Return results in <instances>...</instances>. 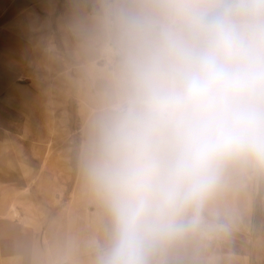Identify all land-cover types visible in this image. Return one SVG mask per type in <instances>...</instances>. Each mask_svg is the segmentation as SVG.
<instances>
[{
    "label": "clouds",
    "instance_id": "obj_1",
    "mask_svg": "<svg viewBox=\"0 0 264 264\" xmlns=\"http://www.w3.org/2000/svg\"><path fill=\"white\" fill-rule=\"evenodd\" d=\"M89 183L110 228L97 264H156L227 165L264 166V0H142Z\"/></svg>",
    "mask_w": 264,
    "mask_h": 264
},
{
    "label": "crops",
    "instance_id": "obj_2",
    "mask_svg": "<svg viewBox=\"0 0 264 264\" xmlns=\"http://www.w3.org/2000/svg\"><path fill=\"white\" fill-rule=\"evenodd\" d=\"M141 2H114L117 28L114 39L120 55L116 61L115 74L109 69L100 73L106 76L110 87L116 92V102H119L123 88V59L130 17ZM0 22H3L0 24V115L8 112L4 110L7 104H12L17 125L24 127V133L29 134L31 139L30 144L17 147L24 156L13 159L15 162L19 160L15 165L28 167L24 169L28 173V181L45 182L43 187L36 186L29 197H25L29 192L27 188L22 195H10L7 191L21 189L20 180L16 184L13 174H0V215H11V206L18 201V212L12 216L20 214L30 222L32 226L24 229L46 230L41 253L36 250L34 236L31 237L35 248L31 256L35 259L39 253L41 257H51L54 246H61L63 252L71 254L73 258L66 263L97 264L99 253L108 241L110 221L107 209L87 179L85 166L88 159L69 158L58 152L60 149L55 145V156L50 159L37 157L38 150L45 147L46 151L44 136L55 142V133L44 134L55 127L46 108L48 91H41L38 87L52 84L47 78L49 74L45 72L44 75L38 70L43 68L40 66L51 68L53 59L52 56L42 59L37 54L84 53L86 47H93L96 41L99 42L103 19L91 14L90 4L85 0H0ZM112 35L108 30L107 36ZM22 55L31 57L23 61ZM81 62L76 63L80 65ZM93 64L88 62L76 77L66 78V86L77 88L82 111L87 107L86 101L93 109H99L100 113L94 116L96 125V118L103 115L105 99L99 93L90 92L97 73V67ZM17 77L19 82L15 80ZM25 77L30 78L29 82H20ZM65 112L68 113L67 108ZM91 146L93 148V143ZM5 161L0 158V166ZM238 167L240 170L244 168L242 163ZM251 167L247 173L237 171L229 175L226 166L219 185L199 209L203 214L224 221L228 229L225 233L227 236L206 244L186 230L163 246L155 258L156 264H246L243 241L252 229L249 223L254 190L251 182L254 184L255 177L251 174ZM74 175L76 183L71 184L70 177L72 180ZM24 180L27 181V178ZM86 182L89 184L86 185ZM230 191L234 201L231 200ZM19 225L18 219L0 220V262L4 264H19L24 260L22 236L17 232L23 228ZM12 228L16 232L6 234ZM55 234L61 236L60 244L55 245L52 241ZM35 259L30 263L37 264L39 259Z\"/></svg>",
    "mask_w": 264,
    "mask_h": 264
},
{
    "label": "rangeland",
    "instance_id": "obj_3",
    "mask_svg": "<svg viewBox=\"0 0 264 264\" xmlns=\"http://www.w3.org/2000/svg\"><path fill=\"white\" fill-rule=\"evenodd\" d=\"M85 1L90 4L91 14L98 15L103 19L99 42L96 41L97 43L95 42L96 45L93 47H86L84 53H70L69 55H50L42 53L37 54V56L42 59L46 58V56H52L51 59H53L51 61V68L40 66V68H43L38 70V72L44 75L45 72H47L49 74V77L47 78H49V81H51L52 83L48 86L38 87L41 91H48V102L46 103V108L49 112L48 115L58 132L54 135L55 142H53L52 144L53 150L55 145L56 148L60 149V151L58 150V152L64 153V155L68 156L69 158L83 157L88 159L92 151L91 144L94 141V138H92L94 137L95 133L94 127L96 128L100 118L118 103L115 100L116 92L112 90V88L110 87V82L107 80L106 76L100 73V71L103 72V70L109 69L115 74L116 61L120 53L117 49V42L114 39V33L117 29L115 27L116 17L114 11V2L116 0ZM2 23L3 22H0V24ZM108 30L113 33L112 37L107 36ZM28 56L22 55V60H29L31 55ZM80 61H82V64L79 65L76 63ZM86 62L94 63L93 65L97 67V73L94 77V82H92L93 84L90 86V92L94 94L99 93L100 95L104 96L105 99V105L102 108L104 110L102 111L103 115H99L96 118L97 123L94 127H91L88 122L92 120L94 124V116H96V114L99 112V109H94L92 112V116L89 115L86 109L82 111L81 104L76 94L77 88H68V86H66V78L70 76L76 77L78 72L81 73V68L82 66H85L87 64ZM71 79L72 78H70V80ZM15 80L19 82L20 79L19 77H17ZM29 80V77H25L21 78L20 82L25 83L29 82ZM59 92L60 94H58ZM62 93L64 94L61 95ZM85 103L89 104L87 101ZM12 108V104H7V108L4 107V110H7L8 112L6 111V114L0 115V158L6 159V161L3 162L5 164L3 166H0V174H5L7 176L13 174L14 179L16 180V184L18 183V180H20L19 184L21 189L15 191H7L10 195H13V193L22 195V192H24L25 188H27L29 192L25 194V197H29L36 186L43 187L45 185V182L41 180L39 182H37V180H34L33 182L28 181V173L26 170H24L28 167L20 166L19 164L15 165V163H19V160L15 162L13 159L24 156L23 151L18 150L17 147L19 145L26 146V144H30L31 139H29V134L27 135L24 133L25 128H20L17 125L16 112H14ZM66 108L68 110V113L65 112ZM21 122H23V118L21 119ZM44 148L38 150V158H44ZM243 163L245 166L243 171L247 173V169L252 166L250 168L251 174L255 175V177L253 178L254 184L253 182H251L252 190H254L252 207L250 209L251 220L249 223L250 225H252V229L248 231L245 241H243L246 264H264V166H258L248 161H244ZM74 169L76 170L77 168L74 167ZM229 171H231V169ZM26 178L27 181L24 180ZM70 182L71 184L76 183L75 175L72 176V180L70 177ZM7 184L10 183L7 182ZM88 184L89 183L86 182V185ZM230 196L232 198L231 200L234 201L235 198H233L232 191H230ZM16 219H18L20 225L23 228L17 231L18 233H20V236H22L24 252V260H22L19 264H31L30 261H32L33 263V259H35L31 256L33 250H35V248H33L32 246L31 237L34 236V242L37 243L36 250L40 251L41 253V251L44 250V234L46 233V230H33L29 228L24 229V227H31L32 225L27 220H24L25 218H22L20 214L17 216L0 215V220L15 221ZM227 230L228 229L224 221L219 219V217H213V215L210 214L206 215L200 211H198V213L195 215V220L192 226L187 229L188 232L194 234L206 244L215 242L219 237L222 238L227 236V234H225ZM200 231H202L203 234H201ZM15 232L16 231H14V229L12 228L8 229L6 231V234H13ZM52 241L55 245L57 243L60 244L62 242L61 236H56L55 234V237L54 239L52 238ZM40 253L36 258L39 259L37 264H69L66 263V261L73 260L71 254L63 252V249L61 250V246H54L51 257H41ZM0 264L4 263L0 262ZM6 264L12 263L10 262Z\"/></svg>",
    "mask_w": 264,
    "mask_h": 264
},
{
    "label": "bare ground",
    "instance_id": "obj_4",
    "mask_svg": "<svg viewBox=\"0 0 264 264\" xmlns=\"http://www.w3.org/2000/svg\"><path fill=\"white\" fill-rule=\"evenodd\" d=\"M53 103V102H52ZM54 103H56V102H54ZM93 107H91L89 104H87V107H86V111L89 113V115L90 116H92V112H93ZM89 116V117H90ZM87 120V119H86ZM90 125H91V127H94L95 126V122H94V124H93V121L91 120L90 122H88ZM56 131H57V129L54 127L52 130L51 129H49V130H47V132L45 131L44 132V134L46 133H48V134H51V133H56ZM94 131H95V127H94ZM93 132V131H92ZM90 133H91V130H90ZM92 138H94V137H92ZM44 142H43V144L46 146V151H45V155H44V159H50V158H52L53 157V155L56 153V151H54L53 150V147H52V144H53V142H54V140H52L51 138H49V137H45L44 136ZM55 156V155H54ZM48 161V160H47ZM244 161L243 160H241V161H236V162H233V163H231V164H229V165H227L228 166V168H227V170H230L231 169V171H228L229 172V175H233L235 172H237V171H239L240 169H239V165H241V163L243 164V167H245L244 166V163H243ZM244 170V168L242 169V171ZM229 194V193H228ZM18 198V197H17ZM225 203H227V201L225 202ZM17 205H18V201L17 202H14L13 204H12V206H11V215H14V214H17V212H18V208H17ZM229 206V205H228ZM230 207V206H229ZM228 207V208H229ZM230 209V208H229ZM229 209H227V211L229 210ZM237 212H238V210H237ZM245 212V211H244ZM212 214V213H211ZM245 214V213H244ZM218 226V225H217ZM224 241V240H223ZM56 249H58V248H56ZM62 250V249H61ZM58 251V250H57ZM55 253V252H54ZM58 255V254H57ZM59 257V256H58Z\"/></svg>",
    "mask_w": 264,
    "mask_h": 264
},
{
    "label": "built area",
    "instance_id": "obj_5",
    "mask_svg": "<svg viewBox=\"0 0 264 264\" xmlns=\"http://www.w3.org/2000/svg\"><path fill=\"white\" fill-rule=\"evenodd\" d=\"M200 233H201V234H203V232H202V231H200Z\"/></svg>",
    "mask_w": 264,
    "mask_h": 264
}]
</instances>
